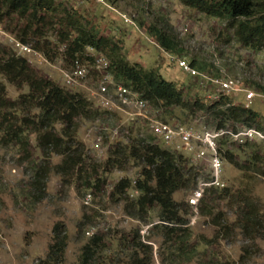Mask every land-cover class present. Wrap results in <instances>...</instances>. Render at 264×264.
Masks as SVG:
<instances>
[{
    "label": "rangeland",
    "instance_id": "rangeland-1",
    "mask_svg": "<svg viewBox=\"0 0 264 264\" xmlns=\"http://www.w3.org/2000/svg\"><path fill=\"white\" fill-rule=\"evenodd\" d=\"M74 3L60 1L59 7L69 10ZM102 3L83 0L75 3L76 8L72 13L83 25L91 26L100 35L119 43L121 54L128 63H137L145 69L157 68L166 81H174L178 85L191 84V79L169 62L166 53L145 35L140 26H146L156 17H163L180 41L181 57L188 62L194 59L201 71L239 80L247 90L257 93L248 107L260 117L264 126V93L251 87V83L264 87V39L255 43L253 49L238 43L233 35V26L229 24L242 19L229 22L205 16L184 6L180 0H102ZM256 3L259 12L246 21L249 24L264 23V0H256ZM57 14L59 13H56V17ZM11 18L0 22V44L21 56L14 49L13 42H19L16 38L23 25L16 22L15 18L10 20ZM55 29V26L47 23L42 30L51 43L47 46L49 55L53 56L51 61L33 48L36 41L34 38H29L30 42L26 46L30 52L22 57L40 76L65 90L80 93L90 103H95L93 93L96 92L99 75L90 70L85 78L77 80L71 86L62 81L61 71L69 70V63L63 55V47L55 40ZM0 83L4 87L5 97L10 101L27 92L25 87L17 89L2 78ZM230 100L233 104H244L242 92L232 96ZM9 112L12 113V110ZM158 112L159 114L152 112L151 115L161 120L164 117L160 113L162 110ZM115 113L106 114L103 121L79 122L76 139L83 145L88 161L94 165H103L108 147L116 142H124L125 135H128L126 127L131 124L129 116L124 112ZM172 114L177 118L167 119L166 122L177 121L179 124L198 128L203 125L202 121L207 120V116L202 114L185 117L178 115L177 110H173ZM133 123V130L139 128L142 136H150L142 122ZM55 128L58 129V126ZM112 132L116 136L112 137ZM26 139L27 152L30 154L28 158H25L24 151L18 146L0 144V263L43 261L50 243L51 229L58 223L62 225L67 240L62 264H77L79 249L90 237L85 235L87 230H91L92 235L103 238L105 250L99 254L103 257V264H127L126 255L129 252L124 250V241L121 246L118 245V238L132 229L138 230L142 243L151 245V264H166L160 256L164 247H160L161 240L154 236L150 225L125 216L122 210L124 202L111 195V190L119 179L128 178L131 181L138 177V167H133L131 162L122 172H103L99 167L97 188H91L85 185L83 173H59L55 168L61 159L58 155L52 154L46 161L36 148L33 133L26 134ZM250 143L254 145L253 148L243 147L240 153L231 149L236 155L235 161L239 168L224 161V182L228 192L207 203V207L211 209V218L217 220L222 217L225 228L218 230L211 224V218L202 215L197 208V214L189 225L191 247L189 246L188 251L191 252L194 248V255H183L178 259L180 264H264V176L251 170V162L258 154L263 153L264 141ZM36 166L48 167L43 194L39 200L31 185ZM259 167L264 169V165L259 164ZM190 191L191 188L175 192L172 199L176 203H186ZM244 198L249 199L256 211V235L252 241L243 238L236 228L240 217L236 208ZM206 210L207 208H203V213ZM155 213L156 209H151L148 219L156 222ZM190 215L186 216L189 221L192 218V214ZM200 236L205 239V245L194 242Z\"/></svg>",
    "mask_w": 264,
    "mask_h": 264
},
{
    "label": "trees",
    "instance_id": "trees-1",
    "mask_svg": "<svg viewBox=\"0 0 264 264\" xmlns=\"http://www.w3.org/2000/svg\"><path fill=\"white\" fill-rule=\"evenodd\" d=\"M60 1L69 2V0H0V22L10 17L15 18L16 22H21L23 27L16 39L24 45L29 44V38L36 39L33 48L50 61L53 56L49 55L47 46L51 43L42 30L47 23L49 26H55V40L63 47V55L69 66L74 60L90 63L92 58L87 52L88 49L94 54L102 55L107 61L106 73L113 82L136 93L149 104L154 113L159 114L158 111L162 110L160 112L164 116L162 121L174 118L172 112L177 110L178 115L185 117H193L196 114L207 116V120L200 122L209 129L228 128L231 132L255 129L264 133L260 117L248 107V104H233L230 100L231 95L220 96L216 101L210 102L204 97L206 92L194 81L190 80L193 85L190 83L178 85L174 81L164 80L157 68L145 69L137 63H128L121 54L119 43L100 35L93 27L83 25L72 13L76 7L72 5L69 10L61 8ZM180 1L184 6L195 9L205 16L229 22L242 19L229 25L233 26L236 41L244 47L253 49L255 43L264 39V23L246 22L259 12L256 0ZM57 12L59 15L56 17ZM12 18L10 20H13ZM140 26L143 27L145 35L164 53L183 58L180 41L165 18L156 17L146 26ZM189 64L201 70L194 59H191ZM0 78L17 89L22 87L27 89L25 94L10 101L5 97L4 87L0 83L1 145L18 146L24 151L25 158H28L30 154L27 152L26 134L33 133L36 148L46 161L50 155H58L61 159L55 167L56 170L61 174H69L72 171L79 175L83 173L85 185L91 188H97L99 167L103 172L110 170L122 172L131 162L133 167H138V177L134 179V184H131L128 178H121L111 190L112 196H117L124 202L123 214L150 225L154 236L161 240L160 247H164L160 256L166 264H180L178 259L183 255H194V248L191 252L188 251L191 247L189 243L191 232L189 226H186L189 222L186 216H191L190 208L186 203H176L172 196L178 191L190 188L192 190L198 180L205 178L202 167L193 166L184 155L161 146L151 135L142 136L139 128L132 129L135 124L131 121L126 127L128 135H125V141L116 142L108 147L103 165H94L88 161L83 145L76 139L79 122L103 121L109 113L95 107L94 103H90L82 94L65 90L40 76L25 58L15 55L1 44ZM251 87L257 92L264 93L263 86L251 83ZM253 146L250 142L233 145L221 141L218 150L225 162L239 168L235 161L236 155L231 149L240 153L241 148ZM255 158L251 162V170L264 176V169L259 167V164L264 165V143L262 155L258 154ZM47 172V166H36L32 177L31 185L37 193L38 200L43 194ZM227 192L225 187L220 190L211 188L206 190L198 204L199 212L211 218V209L207 207V203L225 196ZM153 208L156 209L154 217L156 222L148 219V213ZM203 208H207L204 213ZM236 209L240 213L236 228L243 238L252 241L255 239L254 229L257 225L254 206L248 198H244ZM211 221L218 230L226 226L222 217L217 220L211 218ZM204 240L200 236L194 242L205 245ZM122 241L125 242L124 250L129 252L126 255L127 264H151L152 247L148 243H142L137 229H132L123 237H119V246L123 244ZM66 242L62 225L54 224L44 259L39 263L62 264ZM103 242L100 235L87 238L79 249L77 264H103V257L99 255L105 250Z\"/></svg>",
    "mask_w": 264,
    "mask_h": 264
},
{
    "label": "built area",
    "instance_id": "built-area-1",
    "mask_svg": "<svg viewBox=\"0 0 264 264\" xmlns=\"http://www.w3.org/2000/svg\"><path fill=\"white\" fill-rule=\"evenodd\" d=\"M69 1L80 3L83 0ZM94 2L103 4L102 0H94ZM75 3L73 7H75ZM13 46L18 55L23 56L30 52L29 47L20 42H13ZM87 51L92 58L90 63L74 60L69 66V70L61 71V78L65 85L71 86L75 84L77 80L85 78L91 70L93 73L99 75L96 92L93 93L96 100L94 103L95 107L107 113L124 112L129 116L131 122H142L157 143L171 151L184 155L193 166L203 168L205 178L196 182L185 200L192 214V218L186 226L191 225L197 214L198 204L204 192L209 188L220 190L225 187L224 160L218 150L220 142L225 141L233 145H241L244 142L264 141V133L255 129L231 132L228 128L209 129L205 126L195 128L154 118L151 115L153 110L145 100L139 98L136 93L113 82L111 77L106 73V59L102 55L93 54L90 49ZM166 55L170 63L175 64L180 72L190 77L192 81L206 92L204 97L210 102L216 101L220 96H235L242 92L243 101L245 104H248L257 96V93L247 90L239 80L209 74L190 66L189 62L184 58L171 54ZM105 130L106 128L103 129V131ZM112 134V137L116 136L115 132H112ZM131 184H134V179L131 180ZM85 235L91 236L92 231H85ZM0 264L40 263L34 260L22 263L3 262Z\"/></svg>",
    "mask_w": 264,
    "mask_h": 264
}]
</instances>
